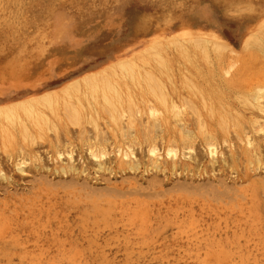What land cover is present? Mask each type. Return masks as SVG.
<instances>
[{
	"label": "rangeland",
	"instance_id": "rangeland-1",
	"mask_svg": "<svg viewBox=\"0 0 264 264\" xmlns=\"http://www.w3.org/2000/svg\"><path fill=\"white\" fill-rule=\"evenodd\" d=\"M252 28L261 40L244 46ZM180 30L222 47L172 45ZM97 31L123 59L158 39L169 72L145 66L175 107L155 127L141 79L130 91L145 107L117 127L77 124L63 104L28 139L2 125L0 264H264V97L251 99L264 87V0H0V104L59 93ZM200 87L219 112L204 118L212 137L197 120Z\"/></svg>",
	"mask_w": 264,
	"mask_h": 264
},
{
	"label": "bare ground",
	"instance_id": "bare-ground-1",
	"mask_svg": "<svg viewBox=\"0 0 264 264\" xmlns=\"http://www.w3.org/2000/svg\"><path fill=\"white\" fill-rule=\"evenodd\" d=\"M132 28L133 26L131 25L127 32H131ZM184 36L187 37L184 40H191V43L195 44L196 47L202 46V43L211 42L215 44L213 49L216 51H219L222 47L216 38H212L215 37L214 35L211 34L208 37L209 39H204L192 31L180 30L168 39L172 45H180L181 40H178V38ZM106 38V35L102 31L91 33L87 36L88 45L74 50V56L69 67H75V71H78V76L67 82L60 89L59 93L48 91L37 96H29L21 100L17 99L0 104V127L5 125L8 128H17L20 130L23 138L28 139L30 137L29 133L34 132L33 130L35 132H42L44 128L49 129L54 127V125H50L49 123L51 122L49 116L62 104L68 108L71 118L77 124L81 120H85L92 124L94 130H96L97 123L95 116H97L101 118L108 117L109 122L117 127L120 125V118L125 117L127 114L132 115L133 110L138 112L145 107L144 105L142 107L137 105L139 101L131 95L130 91L133 90L134 84L139 83L138 81L141 79L154 92L152 94L154 103H150L144 110L146 111L147 109L148 118H153V125L158 127L160 125L159 116L164 111L170 110V107H175V102L173 100L168 101L169 98L162 93L163 86H167L166 82L160 78L153 77V73L147 70L145 66V62L148 59H153L160 66L159 68L155 67L157 73L168 74L169 70L161 51V42L158 39L152 40L150 42L153 43L143 51H139L137 57L133 56L123 59V55L121 56L117 50L114 51V55L110 54L113 46L105 47L99 45ZM260 40L259 31L252 28L246 33L244 46H248L254 42L256 44ZM59 45H62L63 48L68 47L63 41ZM102 53L105 54L104 59L95 60V57ZM78 63H86V65L83 66ZM86 66H88V69H83ZM167 79L170 83L171 92L175 94V83L169 77ZM198 89H194V92L191 91L193 93V100L198 104L194 106L195 110H197L198 123L201 122L202 126L203 121L202 129H200V124L198 126L200 130H203L204 133L206 132L208 136L212 137L208 131L209 125L204 121V118L213 119L215 117L214 113L218 112V110L215 109L216 106H214L212 99L207 100L206 96L203 95L201 87ZM261 97H264V87L255 89L251 94V99L254 102ZM66 103L72 106H68ZM259 106L261 107V105ZM260 109V111L264 112L263 107ZM132 128V126H128L127 132L129 134L124 130L121 131L124 140L135 136L133 135ZM181 132L186 138L193 136L192 129L182 128ZM153 150L154 147L150 149V152ZM208 150L210 159L213 160L216 154L215 147H209ZM167 155L170 156V150L167 151ZM58 157H60V154H58ZM123 158H126V155ZM70 168L68 169L61 165L59 171L64 173L70 170ZM18 170L21 171V167H18Z\"/></svg>",
	"mask_w": 264,
	"mask_h": 264
},
{
	"label": "snow or ice",
	"instance_id": "snow-or-ice-1",
	"mask_svg": "<svg viewBox=\"0 0 264 264\" xmlns=\"http://www.w3.org/2000/svg\"><path fill=\"white\" fill-rule=\"evenodd\" d=\"M225 23H229V21L228 20H225L224 21ZM232 23H235L236 21L235 20H233V21H231Z\"/></svg>",
	"mask_w": 264,
	"mask_h": 264
}]
</instances>
